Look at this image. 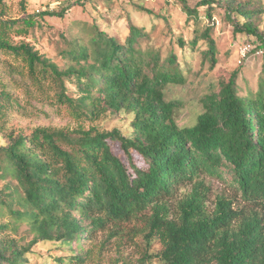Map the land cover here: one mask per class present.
I'll return each instance as SVG.
<instances>
[{
  "label": "trees",
  "instance_id": "obj_1",
  "mask_svg": "<svg viewBox=\"0 0 264 264\" xmlns=\"http://www.w3.org/2000/svg\"><path fill=\"white\" fill-rule=\"evenodd\" d=\"M91 1L65 0L38 16L63 19ZM174 1L192 24L188 41L174 40L181 51L188 46L194 53L201 41L205 48L198 52L215 67L209 23L221 7L233 33L255 36L262 55L256 91L240 95L239 70L232 71L201 98L202 112L191 127L177 125L180 103L165 96L169 85L185 84L189 62L182 66L173 49L162 57L160 49L143 48L149 35L130 21L122 42L95 21L76 22V33H59L58 64L9 40L11 32L35 27L33 17L0 15V54L19 61L16 73L25 74L30 89L78 123L70 131L6 130L9 114L31 111L0 80V264H36V258L39 264H87L92 250L85 244L97 232L137 219H144L145 238L160 244L155 257L161 264H264V36L251 22L263 10L253 0H199L194 7ZM106 113L130 115L129 134L84 128ZM226 176L247 205L236 209L219 196L209 211L202 179ZM188 184L191 191L171 217L169 201ZM22 225L25 236H4ZM40 244H51L54 252H36ZM150 260L146 253L122 264Z\"/></svg>",
  "mask_w": 264,
  "mask_h": 264
},
{
  "label": "rangeland",
  "instance_id": "obj_2",
  "mask_svg": "<svg viewBox=\"0 0 264 264\" xmlns=\"http://www.w3.org/2000/svg\"><path fill=\"white\" fill-rule=\"evenodd\" d=\"M65 0H0V15L2 20H22L33 17L35 27L30 28L26 34H9V40L14 45L27 43L39 54L61 64L56 57L55 49L59 40V33H76L78 25L75 23L95 21L100 30L107 32L122 42L128 34V21L134 26L143 29L149 39L142 43L143 48L152 47L160 49L164 57L170 49H173L185 66L189 62V71L184 72L186 82L184 85H169L165 91L166 99L177 100L180 105L175 111V121L179 127H191L195 124L196 117L202 112L201 98L216 87L217 82L224 80L234 71L239 70L237 84L239 94L245 95L248 89L256 91L258 78L260 77L262 55L257 51L258 41L255 36L247 34H234L233 28L224 19V10L217 7L212 12L213 39L216 44V60L214 68H210L208 61H203L201 53L205 47L200 41L195 47L194 53H190L188 46L181 51L174 41L181 37L188 41L192 36V24L186 21V16L181 7L174 0H93L84 6H75L70 9L63 19L40 18L42 11H51L60 6ZM74 1V0H72ZM199 0H186L190 7H194ZM245 2L247 0H239ZM260 4L262 13L253 17L251 22L258 32L264 36V0H253ZM249 8H252L249 6ZM149 10L147 14L143 10ZM242 22V19L237 18ZM205 20V25H206ZM249 43L251 51L243 58L239 57L237 47ZM21 69L19 61L12 56L0 54V80L8 85L9 90L31 111L29 114L20 115L11 113L4 125L6 130H22L27 134L36 127H47L58 130H73L78 128V123L70 119L64 112L56 110L44 96L39 95L28 86L25 74L16 73ZM29 88V92L25 90ZM132 117L125 113H106L84 128L94 126L100 131L108 132L118 129L122 134L128 135ZM3 127V128H4ZM1 136V134H0ZM1 142V137H0ZM113 151L120 154L118 145L114 144ZM135 162L139 163L137 156ZM206 191V206L209 211L213 209L217 197L224 196L233 202L234 208H241L247 204L242 201L240 195L228 183V176L220 180L218 178L204 177ZM2 182H0V187ZM191 191V185L179 186L169 201L170 216L176 212V204L181 198ZM144 219H137L119 226L107 225L103 231L94 236L92 244L86 243L85 249L91 248L92 253L87 264H122V261L134 263L139 258L148 254L151 260L145 264H161L155 255L160 251V244L156 239L145 238ZM25 225H22L17 233L4 232L8 238L25 236ZM29 238H26V241ZM36 252L45 255L54 252L51 244H40L35 247ZM40 259L36 258V264Z\"/></svg>",
  "mask_w": 264,
  "mask_h": 264
},
{
  "label": "built area",
  "instance_id": "obj_3",
  "mask_svg": "<svg viewBox=\"0 0 264 264\" xmlns=\"http://www.w3.org/2000/svg\"><path fill=\"white\" fill-rule=\"evenodd\" d=\"M252 47L249 43L241 44L237 47V52L239 54L240 58H243L246 54H248L251 51Z\"/></svg>",
  "mask_w": 264,
  "mask_h": 264
}]
</instances>
